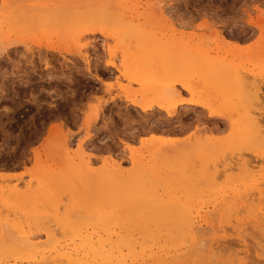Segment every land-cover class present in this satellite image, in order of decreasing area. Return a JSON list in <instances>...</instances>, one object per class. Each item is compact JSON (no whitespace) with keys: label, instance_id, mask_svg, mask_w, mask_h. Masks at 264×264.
Returning a JSON list of instances; mask_svg holds the SVG:
<instances>
[{"label":"rangeland","instance_id":"rangeland-1","mask_svg":"<svg viewBox=\"0 0 264 264\" xmlns=\"http://www.w3.org/2000/svg\"><path fill=\"white\" fill-rule=\"evenodd\" d=\"M19 2L24 5H20ZM7 4L9 5L7 6ZM77 7L79 9L81 8L80 11ZM99 7L101 11H109L116 8L123 9L127 16V20L131 19L134 20V23H139V29H142L146 33H159L157 35L159 38H161L160 34L162 35V33H164L166 36L163 37V40H171L172 36L177 41L192 43V53L196 55L197 58L203 59L204 55H207L205 60H207L208 63L215 64L221 62V64H226L227 62L229 64L230 61V66L236 69L242 67L240 70L249 72V77L255 78L258 74L259 76L257 75L255 80L260 78V81H258L260 85L264 87V0H0V38L4 40V44L14 41V43L10 44L11 47L8 48L10 50L9 54L0 59V195H3V197L5 196L4 198L10 197L9 199H4L0 196L1 199L3 198L0 204V210L2 208L1 215L3 218L10 219L6 221L9 222L11 229H13V231L11 230L12 233L10 232L13 235H21L24 233L23 230H26L25 233L30 232L29 234L34 235H36V233L37 235L41 234L39 239L41 241L47 240L44 234L46 229L43 231L44 227H48V223H44L45 220L47 222V219L41 217L40 214L35 215L33 211L35 200H33L34 196L32 195L36 193V189L40 190L41 186L49 185V187L52 188L56 184V179L62 182L65 180L61 189L63 191L61 196L63 195L65 199L64 202L62 197L61 199L63 204H68V209L71 208V202H73L71 200L72 196L69 195L70 198L68 196L70 201H66L69 199L65 196L70 194L68 193L70 191L67 189V185L71 179V168L69 170H67V168L71 163L76 165L77 161L79 163L78 151H76L78 140L86 141V145L88 143L90 144L87 145L89 147H87L89 149L88 154L91 161H93L92 164L95 163L94 166L92 165V170L95 175H99L103 168L102 164L107 161L112 162L113 160L121 161L124 170H130V166H132V163L130 164L131 152L134 153L136 158L143 155V157H146L142 159L149 161L150 152H152L151 149L153 148L151 145L153 144L152 146H154V142H159L158 144L161 145L165 142L166 143L163 145H167L174 141L176 143L188 142L187 144H190L193 143L198 136V138L200 137L202 140L209 141L206 142L207 144L211 143V146H214L220 144V142L217 143V138L221 140L224 137L223 140H221L223 142H227L231 139L232 130L228 127V118L217 115L210 116L209 112L202 106L203 104L214 105V101L211 103V98H216L218 99L217 102H219V100L222 101V103L220 102L221 104H217L221 107H227V103L229 102L227 98L224 97V94H221L219 91V85L218 87L217 84H210L208 87L210 89L202 88L203 91L201 87L196 85V90H198L201 102L186 107L178 106L179 109L177 108L175 111V116L169 118L166 112L158 106L165 101V95L157 89L158 87H151L148 89V85L147 89L140 90L148 84L146 81L144 82V79L149 76L143 75V80L141 81L142 85H140L133 80L129 81L125 77H119V73H117L114 68L107 67L105 64L109 61V55L108 52L101 47L102 36L98 30L102 26L106 31H110L109 25L102 24L99 20H84L86 17L85 14H81L82 17L85 16L82 21H78V19L73 17L75 12L82 13L85 10L88 13L91 8L98 10ZM159 7L161 8L160 10H164V13H159ZM73 8L75 10H73ZM56 9L59 10L58 13L62 10L66 11H63L65 12L63 13L65 16L62 12L59 13L64 16L63 19L62 16H59L57 21H54L55 24L57 22L56 25L58 26H54L51 21H45L46 24L41 21L42 18H46L49 14L52 15L54 13L58 15ZM46 10L48 11L46 12ZM67 17L68 19L66 20ZM7 18L9 20H7ZM74 19H76L74 23H79H76V25L72 23ZM83 20L85 23H83ZM26 22H28L29 25ZM65 22L66 24H64ZM24 23L28 25L25 26V28L23 25ZM93 24L96 27H94ZM12 25L14 26L12 27ZM11 30H13L12 33L14 35L11 33ZM171 31H173L174 35H172ZM80 32L82 34L84 33L83 35H85V38ZM74 33L78 35L76 38H79L78 42L81 48L82 45H86V48L84 46L82 49L88 50L86 52L90 57V67H87L88 63L82 59L81 54L77 53L78 49L75 50L78 45L73 41L74 37L72 36H75ZM81 35L83 38H80ZM5 38L7 40H5ZM8 38L10 41H8ZM15 39L17 41H15ZM23 41L24 43H22ZM93 42L97 44L93 45ZM108 44L112 49H120L112 40H110ZM38 50L39 53L41 52L40 55L38 54ZM194 52H198V54ZM208 58H210L211 61H209ZM223 61L224 63H222ZM252 78H250L251 81L254 80H252ZM193 79L191 78L190 81L192 82ZM197 87H199V89H197ZM175 88L178 93L171 95L169 98L172 101H176V104L189 101L192 97V95L188 91L183 90L180 85L176 84ZM216 88L218 89L216 90ZM137 90L139 93L136 92ZM208 90L215 94L211 93L212 97H210V91ZM126 94L130 95V99H135L139 104H144L147 109L142 110L140 106L132 105L131 101L125 96ZM208 95H210V100L208 99ZM216 95L221 96L220 99L219 96ZM223 99L226 100V105L223 103L225 102ZM229 131H231L230 136H228L229 138L225 137ZM206 137H208V139ZM189 139H193V141ZM68 141L71 142L72 145L66 148L65 143L67 142L69 144ZM181 143L180 145L176 144V146H183V148L188 147L187 145L185 147ZM158 144H155V146ZM246 152L247 151H245V153ZM248 153H246V156H248ZM256 153L257 152L250 153L248 160L250 159L253 161L255 158L256 161L259 158L264 161V159L258 157ZM148 155L149 158H147ZM251 155L255 157L253 158ZM68 157H71L70 160H72V158L74 160L70 161ZM162 157L163 155H161V159ZM262 161H259V165L256 162L257 170L254 169L255 176L264 172V165L262 164L264 162ZM157 164L155 160H150L147 166L150 165L158 169L161 175L166 174L168 170L162 166V160H157ZM58 167H62L61 171L65 173L60 172L61 175H58L59 172L58 174L56 173L59 169ZM165 170L167 171L165 172ZM67 174H69V176ZM242 174L243 171L239 169L233 172L230 178L231 181L227 182L228 184L225 178L222 177L223 179L219 181L221 185H225V188L221 187V189L224 190L229 185L235 186L241 183L239 181H241L245 175L243 174V177H239L238 175L242 176ZM168 175L171 176V173H168ZM47 176H50V178L48 177V179ZM39 181H41L40 184ZM42 182L45 184H42ZM85 182L84 180L82 184L79 185L78 189L83 190L87 187L89 190L92 188L91 184L86 186L87 182L84 184ZM94 183L96 182L94 181ZM174 185L175 184H173V186ZM29 186H31L32 189H30ZM35 187L36 189L33 190ZM14 188H18L20 192H27L29 194L26 193L25 196H22V193L21 196L19 195L15 198V195H12V197L10 191ZM28 188L31 192L30 190L28 191ZM26 189L27 191H25ZM248 190L249 188L247 192H250ZM37 192L39 191L37 190ZM206 192L208 195L203 192L201 196L204 195L200 198L201 200H199L197 205L205 206L209 204L210 208H212V205L215 204L216 195L218 196L219 194L215 195L213 191ZM7 193H9V195L6 196ZM211 194L214 195V197ZM10 199H12L13 203L18 199V202L16 201L15 204L20 205L25 209V212L27 210L29 212L27 211L24 217H21V214L18 215L20 217L13 214V210L8 213V206H5V204L3 206V203L7 200L11 202ZM236 202L237 200H235V203ZM6 203H8V201ZM13 203H8L10 207H13L12 209L16 206L15 204L13 206ZM237 205L238 204L235 206L237 207ZM239 206L240 205H238V207ZM226 210L227 209L222 207L221 202L217 203L215 221L211 224L200 222L201 225L198 223L199 226L197 225L196 227V236L198 235V237L196 238V242H194L195 244L189 246L187 250L183 249L185 253L180 255L179 259H175L170 263L168 262V264H210L211 262V264H215L219 260L220 263L216 264H222L223 262L224 264H229L228 260L230 264H264V261H262L264 260V252L261 256L260 252L263 250H259L261 246H264V240L262 242V239H264V229L262 228L264 222L251 228L253 229V231L251 230L253 233H249L250 231L246 233L248 235V241L245 239L248 242L245 241L246 245H248L247 248L245 243L237 242V244H235L236 241H234V239H238V237L234 230L229 229L231 232H228V230L222 232L220 230L219 225L228 227L229 224L227 222L234 221L235 223V220H233L228 210V213L225 212L224 216V211ZM218 211L221 212L218 213L220 214L219 216L217 214ZM32 213H34V215ZM6 214L10 215L7 216ZM27 214L32 218H28L29 216L26 217L27 220L30 219L28 221L29 223H27L25 219ZM79 215H85L83 217H87L84 213ZM79 215L77 218L73 216L70 217L71 219L68 218V222L71 223H62L63 227L60 230L58 225H55L53 228L51 227L52 230L58 227L59 231H54L60 234H56V237L54 234L55 232L52 231V233H50L52 236L55 235V237L51 236L52 238H50L53 240L57 239V241L60 242H70L72 240H78V237H76L80 235L78 233L81 232L83 235L86 234L87 228L90 225V218L87 217L89 221H85V223L83 221L86 218L80 217ZM36 216L38 218H34ZM2 217H0V219ZM3 218L0 220V225L1 222L5 221ZM75 218L79 219L78 221L80 222L78 223H82L83 225H79L75 221ZM70 220H74L75 222ZM53 222L54 221H51L49 224ZM42 223L44 224L42 225ZM73 223H77L78 225H74L76 227L72 229L71 226ZM19 224L24 227L20 225L22 227L21 229ZM58 224H60V222ZM68 224L71 230H69ZM29 226L32 227L30 228ZM214 226L218 228L216 229ZM14 229H17L15 231L16 233ZM209 229L213 230L211 231ZM254 230L257 232L254 233ZM232 231H234L235 234H233ZM229 233H232V235ZM71 235L74 237L72 238ZM223 235L224 238L222 237ZM227 238L230 239V242H227ZM202 240L203 242L201 244ZM214 240H218L220 243L226 240V242L223 243L224 245H219V242L215 243L214 246L217 247L216 249L219 252H217L215 248L213 249L211 245ZM238 244L240 246L243 244V246L240 247ZM199 245L205 247V253H197V248L200 247ZM217 245H219L220 249H218L219 247ZM221 245L224 246V249L222 248L224 250L223 252H225L224 255L220 252ZM214 250L217 252V254L215 253L216 257H213ZM233 250L235 253L244 252L245 254H243L246 258L245 256H241L242 253H240V255H235V253L231 252ZM212 253L213 255H211ZM209 258L215 261H211ZM257 258L262 260L259 261Z\"/></svg>","mask_w":264,"mask_h":264},{"label":"bare ground","instance_id":"bare-ground-1","mask_svg":"<svg viewBox=\"0 0 264 264\" xmlns=\"http://www.w3.org/2000/svg\"><path fill=\"white\" fill-rule=\"evenodd\" d=\"M8 5L9 4H7V6ZM77 9L79 8L77 7ZM160 9L161 8L159 7L158 10ZM73 10L75 9L73 8ZM47 11L48 10H46V12ZM58 11L59 10H57V13ZM63 11L65 10H62L59 13L62 12L63 14L66 12ZM59 13L58 15L51 13L52 15L49 14L50 16L48 15L46 18L41 17V21L44 23L45 21H51L55 26L57 22L55 24L54 21H57L59 16H62ZM86 13L87 12L85 10L82 13L75 12V15L73 17L78 19V21H82V19L86 16L84 20H99L100 23L105 25L107 24L110 27V31H106L102 28V26L99 30L97 29L102 36V46H100L103 47L102 49H105L109 55V61L105 65L107 67L114 68L117 73H119V77H125L129 81L133 80L140 85H142L141 81L143 80V75L149 76L148 78L144 79V82L146 81L148 84L140 90L147 89L148 85V89H150L151 87H158L157 89L165 95V101H163L164 103L158 106L166 112L169 118L175 116V111L177 110L178 106L186 107L199 104V102H201L198 90H196V85L201 87L202 91L203 89L208 88L210 84H217V86L219 85V91L221 92V94H224V97L227 98V101L229 102L227 103V107H221L219 104H217L220 102L222 103V101L219 100V102H217L218 99L216 98H213L216 100H213L211 98V103H213L214 101V105L203 104L202 106L209 112L210 116L217 115L228 118V127H230V129L232 130V134L230 137L231 139H229L227 142L224 141V143L223 141H221L224 137L222 139L220 138L221 140L217 138V143L220 142V144H216L214 146H211V143L207 144L206 142L209 141L202 140V138L200 137L199 139L198 136L196 137L197 139H195V141H193V139H189L193 141V143L190 144H187L188 142L176 143L174 141L167 145H163L166 142H160L163 143L161 145L158 144L159 142H154V146H152L153 144L151 145V147L153 148L151 149L152 152H150V160H155L156 164L157 160H162V166H164V168L168 170H165V172L167 171V173L164 175H161L158 169H155L150 165L147 166L150 160L148 159L149 161H145L142 159H145L146 156L143 157L142 155L136 158L133 152H131L130 155V164L132 163V166H130V170H124L121 161L113 160L112 162L107 161L103 163L101 173L99 175H95L92 170V165L94 166L95 163L92 164L93 161H91L88 154L89 147L87 145L89 143L86 145V141L78 140L76 151H78L79 163L78 161L77 165L73 163H71V165L68 163L71 167L68 166L67 168V170L71 168V179L69 180L67 185V189L70 191L68 193L70 194L66 193L68 195L65 196H67V198L69 195L72 196V206L69 203L71 208L68 209V204L62 203V199L63 202L65 199L63 195L61 196V193L63 192L61 189L62 184L65 183V180L64 182H62L61 180L56 179V184L54 183L55 185L52 188H50L49 185L41 186V188L39 187L40 190L36 189V187L33 188V190L36 189V193H34L36 196L34 194H30L34 196L33 200H35L33 211L35 215L40 214L41 217L47 219V222L45 220L44 223H48L47 228H50H43V231L44 229H46L44 234L47 237V240L42 239L43 241L39 240L41 234L37 235L36 233V235H34L29 234L30 232L25 233L26 230H23L24 233H22L21 235L16 236V234H11V230L13 231V229H11L9 222L6 221L10 219L2 217L1 208L0 217L5 219V221L1 222L0 225V264H168V262L170 263L175 259H179V256L185 253L183 249L187 250L189 246L195 244L194 242H196V238L198 237V235L196 236V227L198 223L205 222L211 224L213 223V221H215L214 218L216 205L220 202L222 207H224V209H227L231 214L233 220H235V223L233 220V222H227L229 224L228 227H225V225L217 224L219 225L220 230L222 232H226L227 230L228 232H231L229 231V229L234 230L237 233L238 237V239H234V241H236L235 244H237V242L245 243V239H247L248 241V235L246 233L248 231H250L249 233H253L251 232V230L253 231V229L251 228H254L257 224L264 222V172L255 176L254 171V169H256L257 167L256 162L258 160L262 161L258 157L264 159V87H262L259 83L260 78L255 80L258 74L255 78L249 77V72H246V70L245 72L243 70H240L242 69V67H238L240 69H236L230 66V61L229 64L226 62L227 65L221 64V62L219 61V63L213 64L208 63L207 60H205V57H207V55H204V59L197 58L196 55L192 53V43L190 44V42L184 43L181 41H177L172 36L171 40H163V37L166 36L164 33H162V35L160 34L161 38L157 36L159 33H146L142 29H139V23L136 24L134 23V20L126 19L127 16L125 15L123 9L116 8L109 11H101L99 7L98 10L95 8H91V10L87 14ZM159 13H164V10H160ZM81 14H85V16L82 17ZM63 15L65 16V14ZM64 16H62V19ZM67 19L68 17L66 18V20ZM76 19H74L72 23H74ZM7 20L9 19L7 18ZM84 20L83 23H85ZM76 23L78 24L79 22ZM76 23L74 24L76 25ZM64 24H66V22ZM23 25L25 28V26H28L29 23L28 25H25V23ZM13 26L14 25H12V27ZM94 27L96 26L94 25ZM12 31L13 30H11V33ZM171 32L172 35H174L173 31ZM74 34L75 36H72L74 37L73 41H75L78 45L75 50L78 49L77 53L81 54L82 59L86 63H88L87 67H90V57L86 52L88 50L82 49L84 46L86 48V45H82L81 48V45H79L78 42L79 38H76V36L78 35L76 33ZM82 35L80 36V38L82 37ZM84 36L85 35H83V37ZM5 40L7 39L5 38ZM110 40L114 41L120 49H112V47H110L108 44ZM8 41H10L9 38ZM15 41L17 40L15 39ZM12 43H14V41L4 44V40L0 38V59L1 57L9 54L10 50L8 48L11 47L10 44ZM22 43H24V41ZM96 44L97 43H94L93 45ZM40 53L38 50L39 55ZM194 53L198 54V52ZM210 58H208L209 61L212 60V58L211 60ZM222 63H224V61ZM191 78H194L192 81L193 83L190 81ZM250 78L254 80L251 81ZM176 84L180 85L183 90L188 91L192 95L189 101H183L176 104V101H172L169 98L171 95L178 93V91L176 92L177 89L175 88ZM199 87H197V89H199ZM217 89L218 88H216V90ZM136 92L139 93L138 90ZM211 93L212 92L210 91L209 94L211 96L208 95L209 100V96L212 97V94H215ZM125 96L131 101L132 105L140 106L142 110L147 109L144 104H139V102H137L135 99H130V95L126 94ZM220 97L221 96H219V99ZM223 100L225 101L223 103H225L226 105V100ZM230 132L231 131H229V133L225 137L230 136ZM206 138L208 139V137ZM174 143L179 145L181 143L185 147L186 145L188 147L183 148V146H180L182 147L180 148L177 147ZM155 144H158L159 146H155ZM70 145H72L71 142H69V144L67 142L65 143L66 148H69ZM245 151H247L246 153L249 152L248 156H246L247 154L245 153ZM253 152H257L256 155L258 156V159L256 161L254 158L255 156L252 155L251 156L254 158V160H248L250 156L249 154H252ZM161 155H163L162 159ZM64 156L66 157L65 154ZM147 158H149V155L147 156ZM70 159L71 157L68 160ZM72 160L74 159L72 158ZM259 161L257 162L258 165ZM262 164L264 165V163ZM61 169L62 167L56 171L57 174L59 172L58 175H61ZM238 169L243 171V174L245 175L244 177L243 174L242 176L238 175L239 177H243V179H240L241 181H239L241 183L235 186L229 185L224 190L221 189V187L225 188V185H221V182L219 180H222V177H224L226 183L230 182L231 175ZM168 173H171V176H169ZM67 175L69 176V174ZM48 177L50 178V176H47V178ZM84 180L87 182V184L86 182L84 183L86 184V186H89L91 184V189L88 190L87 187H85L83 190L78 189L79 185L82 184ZM94 181L96 183H94ZM40 183L41 181H39V184ZM42 184L45 183L42 182ZM173 184L175 185L173 186ZM29 187L30 189H32L31 186ZM248 188V191L250 192H247ZM30 189L28 188V191ZM37 190L39 192H37ZM25 191H27V189ZM206 191H213L215 192V195L219 194L218 196L216 195L215 204L212 205V208H210L209 204L205 206L197 205L199 200H201L200 198L204 195L203 194L201 196V194L203 192L207 193ZM22 193V196H25L27 192H20L18 188L11 189L10 191V195H15V198L19 195L21 196ZM7 195H9V193H7L6 196ZM0 196L3 197V195ZM212 196L214 197V195ZM1 197L0 204L5 196L2 199ZM9 198L6 197L4 199ZM235 200H237L236 203ZM7 201L9 204L13 203L12 199H10L11 202H9V200ZM16 201L18 202V199H16ZM16 201H14V203L12 204L13 206ZM66 201H70V199ZM6 202L3 203V206L4 204L5 206H8V208L6 207L7 210H9L8 213L13 210V214L17 216L21 214V217H24V215L28 211L27 210L25 212V209L17 204H15L16 206H14V209H12L13 207H10V205ZM236 204L240 206L238 207L237 205L236 207ZM227 210L224 211V216ZM34 213L32 214L34 215ZM81 213L86 214V216L90 218V221L89 219H87V217H83L85 215L80 216L79 214ZM218 213L221 212L218 211L217 214ZM6 215L8 216L10 214ZM78 215L80 217L86 218L83 222H90L86 234L83 235L80 232L78 233L80 235L76 236L78 237V240H72L70 242H60L57 241V239H51L53 236L55 237L56 234H60L56 232L62 229V223L66 224L69 221L68 218L72 216L77 218ZM219 215L220 214H218V216ZM26 217L30 218V215L27 214V216H25V219ZM34 218L38 217L36 216ZM30 219H26L27 223H29L28 221ZM78 220L79 219H76L75 221L78 223L80 222ZM51 221H54L52 223L53 225L49 224L51 223ZM59 222L60 224H58ZM44 223H42V225ZM68 223L70 224L71 222ZM69 224L67 225L68 227ZM76 224H72V229L75 228L78 224L81 225L82 223H78L77 225ZM20 225L21 224H19V226ZM55 225H58L59 227V230L57 226V228L54 229L55 231L58 230L56 232L51 229V227L53 228L55 227ZM21 226L24 227L23 225ZM71 227H69V230H71ZM215 228L217 229L218 227ZM262 228L264 229V226ZM16 230L14 229V232ZM52 231L55 232V235L53 236L51 235ZM234 231H232L233 234H235ZM255 232L257 231L254 230V233ZM232 233L229 234L232 235ZM73 237L74 236H72V238ZM222 237L224 238V235ZM258 237L261 238L260 236ZM227 239L229 240H227V242H230V239ZM263 240L264 239H262V242ZM202 242L203 240L201 241V244ZM218 242V240H214V242H212L211 245L213 246V249L217 248L214 245ZM222 242L225 243L226 240ZM223 243L219 242L218 244L220 245ZM219 245L217 246L219 247ZM241 246H243V244H241ZM246 246L248 248V245ZM261 247L259 248V250H263L262 252H260L262 256L264 254V246ZM222 248L224 249V246L221 245L220 252L224 255L225 252H223L224 250ZM218 249H220V247ZM197 250V253L206 252L204 246H200L199 248H197ZM216 250H214V252L212 251L214 253L213 257H216L217 252H219L218 250L216 252ZM233 251L231 252L235 253V251ZM194 253L193 255L195 256ZM213 253L211 255H213ZM240 253H242L241 256H245L244 252ZM240 253L237 252L235 253V255H240ZM210 260L212 261L214 259ZM258 260L260 261L262 259ZM219 261H217L216 263H220ZM228 263L230 264L229 260ZM222 264H224V262Z\"/></svg>","mask_w":264,"mask_h":264}]
</instances>
